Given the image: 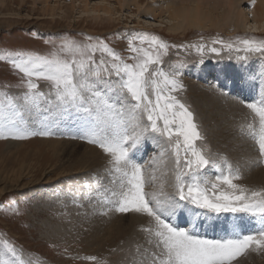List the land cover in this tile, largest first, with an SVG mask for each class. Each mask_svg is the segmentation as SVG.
<instances>
[{
	"label": "rangeland",
	"instance_id": "1",
	"mask_svg": "<svg viewBox=\"0 0 264 264\" xmlns=\"http://www.w3.org/2000/svg\"><path fill=\"white\" fill-rule=\"evenodd\" d=\"M195 1L190 0L191 3ZM217 1L219 0H211L208 5L219 6L215 11L220 18L219 13L227 5L221 2L218 4ZM179 2L180 0H131L127 4L123 0H0V56L27 52L51 57L53 53H58L65 41H72L79 45H97L98 48L102 43L119 54L125 62L133 63L129 59L132 55L129 40L138 33L159 37L169 45L159 67L165 73L175 75L183 86L173 95L194 114L204 138L196 142L197 148L202 149L213 162L203 169L202 175L215 180L221 171H227V161L234 171L239 170L240 178L234 180V183L250 191L264 190L262 182H254L251 178L254 172L257 175L262 172L260 175L264 176V171L260 170L264 168V157L260 156L259 149L253 143L254 139L240 128L242 120V124L252 120V113L245 104L264 96V87L261 89L259 86L262 84L261 74L264 73V57L259 53L246 54L243 51L237 52L236 47H227L228 44L240 46L239 41L244 39L264 41V33L241 29L228 31L227 27L234 22L230 18L221 22L219 27L188 26L182 30H171L170 25L177 23V20L170 16L172 8H169V4L173 3L178 8ZM238 3L236 5L247 9L255 7L256 2L241 0ZM104 4L111 8L114 13L112 17L101 15L96 18V14L84 12V9L91 10L95 5L102 7ZM188 6L192 4L188 3ZM148 7L155 10V13L148 10ZM51 8L54 10L51 11ZM248 16L249 23L254 25L256 22L253 23L252 15L247 14ZM262 24L264 26V22L257 21L255 26L261 27ZM135 43L139 46V39ZM143 46L148 47L147 43ZM200 46H203L202 52L197 50ZM212 48L218 51L212 52ZM59 54L62 58H71L68 53ZM245 55L248 58L242 59ZM10 58L0 60V99L5 95L14 99L22 113L18 119L23 124H18V127L37 132L48 130L53 134L35 135L26 139L0 137V257L9 258L2 244L7 240L15 247L25 264H151L152 253L157 250L147 242L149 233L146 229L155 227L154 220L145 213L138 216L136 212L122 213L116 210L117 198L109 193L118 191L119 187L118 184L111 183L114 176L108 172L110 157L97 144L81 138L95 114L89 115L71 105H59L54 93L48 95L52 88L50 82L45 80L35 82L47 98L41 101L40 109H29L22 98L27 91L22 84L23 74L12 67ZM93 59L96 65L101 60L111 62V57L99 50L93 54ZM90 68L92 70L87 73L88 83L94 86V91L102 93L109 103L119 109L123 97L119 91L118 78L102 71L96 76L93 74L95 65ZM245 75L248 78L252 75L255 77L253 82H256L253 84L241 81ZM235 77L237 86L232 87L228 81L235 80ZM203 94L211 101L203 102ZM48 100L53 103L49 104ZM226 109L233 114L225 112ZM233 109L237 110L236 113ZM125 119H130L127 111ZM140 122V126L144 127L147 123L146 116ZM227 135H231L232 141L231 144L229 142L224 145L226 141L223 138ZM237 136L238 139H235ZM136 147L130 151L131 159L144 167L146 176L155 172L158 177L157 182H150L145 186L148 198L151 200V194L156 193L157 198L163 200V191L165 195L175 194V166L171 151H165L168 147L166 138L149 131L142 135ZM235 148L239 153H235ZM242 150L245 154H240ZM251 152L252 155H248ZM250 156H253L251 164L242 163ZM84 160L91 161L92 165L88 164L86 168ZM246 167L249 172L244 170ZM165 183L170 190L163 189ZM151 188L160 190V193ZM106 189L109 191L106 192ZM134 215L137 216L134 218ZM140 215L143 216L140 219L144 224L139 220ZM169 220L175 226L188 228L193 234L207 239L247 235L261 226L258 218L247 214L208 213L187 203L176 209L175 215L169 217ZM142 248L151 249L146 251ZM138 251H142L140 254L144 256L145 253L151 256L146 255L145 258L139 254L138 257ZM249 253H252L251 250L239 257L234 264H264V251L262 254L256 252L261 254L257 256L253 253V258H247ZM90 256L96 257V260L86 259Z\"/></svg>",
	"mask_w": 264,
	"mask_h": 264
},
{
	"label": "snow or ice",
	"instance_id": "2",
	"mask_svg": "<svg viewBox=\"0 0 264 264\" xmlns=\"http://www.w3.org/2000/svg\"><path fill=\"white\" fill-rule=\"evenodd\" d=\"M91 39V38H89ZM139 39L140 45L135 41ZM219 42V41H216ZM147 43L148 47L143 45ZM129 57L133 63L123 58L101 43L97 45H79L65 41L58 53L51 57L27 52H16L10 58L14 69L23 74L22 84L27 91L23 101L29 109H40L41 101L46 94L39 90L37 80L50 82L55 101L61 106H74L93 116L86 126L81 138L97 144L109 159L108 171L114 176L111 181L118 184V191H110L117 197L116 210L122 213H145L152 217L155 227L146 229L149 243L156 252L152 253L151 264H234L249 250L264 251V190L250 191L234 180L239 179V170H233L227 164V171H221L215 180L202 175L203 169L213 162L198 149L196 142L204 138L195 122L194 114L173 93L183 86L175 75L165 73L159 65L167 54L169 45L156 36L147 33L135 34L128 42ZM239 45L228 44L227 47L246 54L259 53L264 57V41L244 39ZM107 53L110 63L101 60L96 65L93 54L97 51ZM198 51H203L200 46ZM217 52L216 48L211 49ZM59 53H68L71 58H62ZM79 56V59L77 58ZM247 59V55L241 57ZM95 65L94 75L100 72L109 76L115 75L119 80V91L123 101L119 109L109 103L104 95L94 91L88 83V71ZM178 75V74H176ZM49 104L52 100L47 101ZM126 106V107H125ZM245 106L252 113V122L241 124L242 132H247L258 145L261 157H264V96L259 100L247 102ZM130 119H125V112ZM22 113L10 96L0 99V137L12 136L15 139H26L35 135H52L48 130L29 131L18 127ZM146 116L147 123L140 127L141 118ZM103 117V119H101ZM151 131L166 138L168 145L165 151H171L174 166L175 194L164 195L163 200L145 191L146 184L154 182L155 172L147 175L144 167L130 157L142 135ZM164 151L161 152V156ZM108 192L109 190H105ZM187 203L208 213H243L258 218L260 227L247 235L238 234L226 239H207L193 234L188 228L175 226L169 217L176 209ZM199 215V213H197ZM195 226L193 225V228ZM8 259L0 257V264H25L15 247L7 240L2 242ZM86 259L96 260L90 256Z\"/></svg>",
	"mask_w": 264,
	"mask_h": 264
},
{
	"label": "bare ground",
	"instance_id": "3",
	"mask_svg": "<svg viewBox=\"0 0 264 264\" xmlns=\"http://www.w3.org/2000/svg\"><path fill=\"white\" fill-rule=\"evenodd\" d=\"M124 2H127V4L131 1V0H123ZM239 1H241V0H219V1H217V3L218 4H220V2L221 3H224V5H227L226 7H225V9H223V11H222V13H219L220 14V18L217 16V14H216V11L215 10H218L217 8H219V6L217 7V5L216 6H214V5H211V7H209V5H210V2H211V0H196L194 3H191L190 2V0H180V2H179V4H180V6L178 7V8H175L176 6H175V4H173V3H171V5L169 4V8L171 9L172 8V12H171V10H170V16L172 17V18H174V20H177V23H175L174 25L172 24V25H170L171 26V30H174V31H176V30H182V29H184L185 27H188V26H191V27H194V28H203V27H208V26H213V27H219V26H221V22H223V21H225L226 19H229V20H232L233 19V24H229V26L227 27L228 29V31H235L236 29H241V30H243V31H247V32H252V33H264V26H263V24H262V26L261 27H259V25L261 24H259L258 25V27L257 26H255V25H257V21L258 22H264V0H247V1H255L256 3H255V7H253V8H245V9H243L242 7H239L238 5H236V3H238ZM243 1V0H242ZM246 1V0H245ZM186 2V3H185ZM189 4H192V6H188V3ZM138 3V2H137ZM250 3V2H249ZM87 4V3H86ZM209 4V5H208ZM239 4V3H238ZM252 4H254L253 2H252ZM86 6V5H85ZM203 6V7H202ZM254 6V5H253ZM202 7V8H201ZM91 8V7H90ZM174 8V9H173ZM148 10H150L151 12H153V13H155V10H153V9H151L150 7H148L147 8ZM253 9V10H252ZM54 10V8H51V11H53ZM89 9H84V12H92V14H96V18H98V17H100L101 15H103V16H108V17H112V14H114L113 12H112V10H111V8H109V7H107V6H105V4H104V6H102V7H99L98 5H95L94 6V8H92L91 10H89ZM169 10V9H168ZM83 14H85V13H83ZM88 14V13H87ZM247 14L249 15H252V19H253V23L254 22H256V23H254V25H251V23H249V16L247 17ZM215 20H217V21H215ZM222 20V21H221ZM228 20V21H229ZM231 22V21H230ZM227 23V22H226ZM223 24V23H222ZM173 26V27H172ZM190 27V28H191ZM223 27V26H222ZM221 27V28H222ZM232 62V61H231ZM236 64V63H235ZM234 65V64H233ZM262 67V66H261ZM260 67V68H261ZM263 68H264V66H263ZM249 69V68H248ZM261 72V71H260ZM264 73H262L261 74V77H262V79H261V83L262 84H260L259 86H260V88L261 89H263V87H264ZM239 76V75H238ZM250 77L248 78L246 75H245V77H242V79H241V81H249V82H251V83H253L254 84V82H256V81H254L253 82V79H255V77H253L252 75H249ZM238 80H239V78H238ZM236 81H237V78L235 77V80H230V81H228V84L230 83V86H232L233 87V85H236ZM241 81H238V82H241ZM263 81V82H262ZM237 86V85H236ZM258 88V87H257ZM258 91H260L259 89H257ZM257 91V92H258ZM227 92V91H226ZM255 95V94H254ZM256 96V95H255ZM201 98H203V102H210L211 100H210V98H208L206 95H204L203 94V96L201 97ZM221 99H224V98H221ZM249 99V98H248ZM260 99V98H259ZM236 100V99H235ZM252 100V99H251ZM238 101H239V99H238ZM237 101V102H238ZM221 104V103H220ZM231 104V103H230ZM237 104V103H236ZM238 105V104H237ZM222 107V109H224L223 108V105H221ZM232 106V105H231ZM216 107V106H215ZM218 107V106H217ZM225 107H227L226 105H225ZM229 107V106H228ZM221 108L219 109V111L221 110ZM233 107H231V109H232ZM236 108V107H235ZM234 108V109H235ZM230 109V108H229ZM233 109V111L236 113V111ZM239 109V108H238ZM245 109V108H244ZM204 110V109H203ZM215 110H217V109H215ZM247 110V109H246ZM245 110V111H246ZM211 111V110H210ZM222 111H224V110H222ZM226 111H228L227 109L225 110V112ZM241 111V110H240ZM247 111H249V110H247ZM247 111H246V113H247ZM203 112V111H202ZM213 112V111H212ZM224 112V113H225ZM232 113L233 114V112H231V111H228V113ZM217 113V112H216ZM223 113V112H222ZM241 114H242V111L240 112ZM245 113V112H244ZM245 113V114H246ZM249 114H250V112H248ZM247 113V114H248ZM219 114V113H218ZM221 114V113H220ZM248 114V115H249ZM225 115V117H226V114H224ZM237 115V114H236ZM218 116V115H217ZM222 116V115H221ZM238 116V115H237ZM243 116H244V114H243ZM247 116V115H246ZM205 117V116H204ZM232 117H233V115H232ZM239 117V116H238ZM249 117V116H248ZM247 117V118H248ZM201 118V117H200ZM227 118V117H226ZM226 118H225V120H226ZM249 118H251V117H249ZM54 119V118H53ZM52 119V120H53ZM235 119V118H234ZM240 119V118H239ZM246 119V118H245ZM252 119V118H251ZM224 120V119H223ZM224 120V121H225ZM238 120V119H237ZM249 120V119H248ZM206 121V120H205ZM204 121V122H205ZM214 121H216V120H214ZM236 121V120H235ZM252 121V120H251ZM250 120L248 121V122H251ZM239 122V121H238ZM247 122V121H246ZM245 122V123H246ZM140 123H142V122H140ZM219 123H221V122H219ZM218 123V124H219ZM222 123H224V122H222ZM241 123V122H240ZM242 123H243V120H242ZM241 123V124H242ZM83 124V123H82ZM216 124V123H215ZM42 125V124H41ZM141 125V124H140ZM212 125V124H211ZM141 127V126H140ZM142 128V127H141ZM222 128V127H221ZM220 128V129H221ZM219 131V130H218ZM239 131V130H238ZM223 133V132H222ZM240 133V132H239ZM236 134H238V133H236ZM236 134L234 135V136H236ZM242 134V133H241ZM244 135V134H243ZM231 136V135H230ZM230 136L229 135H227L226 137H222L223 138V140L224 141H226L225 143H224V145L225 144H228L230 141H232V139H230ZM239 136V135H238ZM238 136H237V138H235V139H238ZM241 137H243V136H241ZM157 138V137H156ZM218 138V137H217ZM247 138V137H246ZM244 139V138H243ZM210 140H211V138H210ZM216 140V139H215ZM234 141V140H233ZM236 141V140H235ZM240 141V140H239ZM250 141V140H249ZM254 141V140H253ZM140 142V141H139ZM142 142H143V140H142ZM244 142H245V140H244ZM246 142H247V140H246ZM249 143V142H248ZM254 143V145L258 148V146L255 144V141L253 142ZM230 144H231V142H230ZM232 144H234L233 142H232ZM244 144V143H243ZM253 144H252V146H254ZM226 146H228V145H226ZM244 146V145H243ZM248 146V145H247ZM255 146H254V149H255ZM139 147V146H138ZM73 148V146L72 147H70V149H72ZM90 148V147H89ZM137 148V147H136ZM249 148V147H248ZM247 148V149H248ZM90 149H92V148H90ZM90 149H88V150H90ZM100 149V148H99ZM98 149V150H99ZM70 151L71 150H69V153H70ZM248 151V150H247ZM254 151V150H253ZM252 151V152H253ZM72 152H73V150H72ZM252 152H251V154L249 153L248 155H252ZM91 153V152H90ZM103 153V152H102ZM235 153H239V150L237 149V148H235ZM245 154V152H244V150H242L241 152H240V154ZM248 153V152H247ZM256 153H257V151H256ZM255 154V153H254ZM253 154V155H254ZM258 154V153H257ZM65 156H67V155H65ZM72 156V155H71ZM91 156H93V155H91ZM255 156V155H254ZM138 157V156H137ZM251 157V156H250ZM250 157H247V161L245 160L244 162H242L243 160L241 159V157H240V160H242L241 162L242 163H245L246 165L249 163V164H251L252 163V158H253V156L250 158ZM108 158V157H107ZM136 158V157H135ZM163 158V157H162ZM169 158V157H168ZM238 159H237V161H239V157H237ZM257 158H259V157H257ZM261 158V157H260ZM79 159V158H78ZM89 159H90V157H89ZM93 159V158H92ZM264 159V158H263ZM96 160V159H95ZM94 160V161H95ZM254 160V159H253ZM99 161V160H98ZM101 161V160H100ZM107 161V160H106ZM166 161V160H165ZM233 161H234V159H233ZM257 161V160H256ZM264 161V160H263ZM84 162H85V167L86 166H88V164H90V165H92V162L90 161H88V160H84ZM254 162V161H253ZM260 162V161H259ZM256 163V162H255ZM101 164H102V161H101ZM109 164V163H108ZM237 164H239V163H237ZM257 164V163H256ZM255 164V165H256ZM97 165V164H96ZM98 165H99V163H98ZM240 165V164H239ZM107 166V165H106ZM235 166V165H234ZM254 166V165H253ZM262 166V165H261ZM264 166V165H263ZM100 167V166H99ZM104 167V166H103ZM152 167V166H151ZM217 167V166H216ZM219 167V166H218ZM237 167V166H236ZM247 167H249V166H247ZM247 167L246 168H244V170L245 169H247ZM251 167V166H250ZM87 168V167H86ZM97 168V167H96ZM101 168V167H100ZM105 168V167H104ZM170 168V167H169ZM172 168V167H171ZM220 168V167H219ZM242 168H243V166H242ZM254 168V167H253ZM171 170V169H170ZM249 170H250V168H249ZM258 170V169H257ZM260 170H262V171H264V168H260ZM260 170H258V172H260ZM242 171V170H241ZM247 171H248V169H247ZM246 171V172H247ZM98 172V171H97ZM109 172V171H108ZM249 172V171H248ZM110 173V172H109ZM262 172H260L259 173V175H257V173L255 174V172H254V175H251V178L253 179V180H255L254 182H262L263 184H264V176H261L260 174H261ZM251 174V173H250ZM250 174H249V176H250ZM253 174V173H252ZM106 175V174H105ZM243 175V174H242ZM159 176V175H158ZM167 177H170L169 175L167 176ZM164 178V177H163ZM157 179H158V177H157ZM169 179H171V178H169ZM245 179V178H244ZM111 180V179H110ZM160 180V179H159ZM164 180V179H163ZM245 180H248V179H245ZM249 180H250V178H249ZM156 181V180H155ZM166 181V180H165ZM157 182V181H156ZM163 182V181H162ZM171 182V181H170ZM113 184V183H112ZM170 184V183H169ZM258 184V183H257ZM259 185V184H258ZM257 186V185H256ZM260 186V185H259ZM110 187V186H109ZM150 187V186H149ZM162 187V186H161ZM160 187V188H161ZM264 187V186H263ZM173 188V187H172ZM154 189H156V188H154ZM154 189H152L151 188V190H154ZM163 189H167V185H166V183H165V187H163ZM169 189V188H168ZM167 189V190H168ZM170 190V189H169ZM148 191V190H147ZM156 191L157 192H159L160 193V190L158 191V189H156ZM165 191H163V193H164ZM163 197V196H162ZM117 198V197H116ZM152 198V197H151ZM160 199V198H159ZM162 200V199H161ZM191 210V209H190ZM195 211V210H194ZM135 214V213H134ZM137 215L138 214H140V213H136ZM137 215H134V218H135V216H137ZM143 215V214H142ZM192 215H194V214H192ZM139 216V215H138ZM141 216V215H140ZM195 216V215H194ZM143 216H141V217H139V220H140V222L142 223L143 221H141L142 219H140V218H142ZM136 218H138V217H136ZM145 219L147 218L146 216L144 217ZM143 218V219H144ZM152 218V217H151ZM172 219V218H171ZM216 219V218H215ZM136 220H138V219H136ZM139 220H138V222H139ZM149 220H150V218H149ZM148 220V221H149ZM151 220H153V218L151 219ZM134 222V221H133ZM135 222H137V221H135ZM139 222V223H140ZM145 222H147V221H145ZM143 224H144V222H143ZM150 224V223H149ZM154 224V223H153ZM148 225V224H147ZM117 226V225H116ZM132 226V225H131ZM135 226V225H134ZM138 226H139V224H138ZM137 227V226H136ZM142 227V226H141ZM146 227V226H145ZM143 228V227H142ZM149 228V227H148ZM252 228V227H251ZM250 229V228H249ZM248 229V230H249ZM133 230V229H132ZM247 230V231H248ZM255 230V229H254ZM239 231V230H238ZM250 231V230H249ZM121 232V231H120ZM240 232V231H239ZM245 232V231H244ZM119 233V232H118ZM242 233V232H241ZM143 238H146V237H143ZM148 238V237H147ZM146 238V240H147V242H148V239ZM144 240L145 239H143V242H144ZM145 243L146 244V246H148L147 244L148 243ZM149 245H151L150 243H149ZM144 246V245H143ZM142 246V247H143ZM150 247V246H149ZM153 247V246H152ZM151 247V248H152ZM151 248H148L147 250H149V249H151ZM154 248V247H153ZM153 248H152V250H153ZM143 249V248H142ZM145 249V248H144ZM143 249V250H144ZM146 250V249H145ZM146 250V251H147ZM154 251H155V249H154ZM140 252H142V251H140ZM140 252L138 251V254L136 255V256H138L139 254H140ZM252 253H249L248 255H247V258L248 257H250V258H253V253H256V252H261V254L263 253V251H255V252H253V251H251ZM137 253V252H136ZM143 253H145V252H143ZM257 254L258 253H256L255 255L257 256ZM261 254H258V255H261ZM133 255H135V254H133ZM141 255H143V254H140V256ZM147 254L145 253V256L143 255L142 257H149V256H151L150 254L149 255H147ZM246 256V255H245ZM255 256V257H256ZM134 257V256H133ZM139 257V256H138ZM136 258V257H135ZM144 259V258H143ZM137 260H139V259H137ZM141 260V259H140ZM254 260V259H253ZM133 261V260H132ZM135 261V260H134ZM143 262L145 261V260H142ZM240 261V260H239ZM237 262H238V260H237ZM236 262V263H237ZM136 263H138V261L136 262ZM140 263H142V262H140ZM133 264V263H132ZM134 264H135V262H134ZM139 264V263H138Z\"/></svg>",
	"mask_w": 264,
	"mask_h": 264
}]
</instances>
